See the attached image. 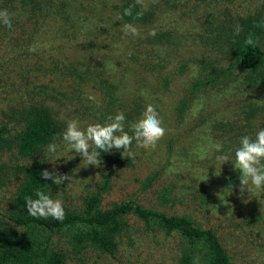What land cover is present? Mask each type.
<instances>
[{"label": "rangeland", "instance_id": "rangeland-1", "mask_svg": "<svg viewBox=\"0 0 264 264\" xmlns=\"http://www.w3.org/2000/svg\"><path fill=\"white\" fill-rule=\"evenodd\" d=\"M78 1L83 4L85 20L72 28L62 30L53 26L45 30H29L24 42L17 47L15 37L23 36L20 29L14 28L12 36H4L0 40V113L2 109L7 111V105L18 99L17 94H13L23 88L21 81L24 79L30 82L29 87L34 90H82V99L88 106L87 109L78 107L77 103L76 109L68 114L69 131L65 145L58 147L59 151L52 161L54 168L63 171L58 175L59 196L41 207V210L47 213L51 210H63L66 206L80 207L86 194L95 190L102 182L103 177L97 169L101 168L104 173L107 170L108 173L109 167L97 157L88 155L90 149L94 152L98 145L96 123H100V112H105L101 106L104 101L100 86L106 84L105 79H111L120 88L129 83L127 87L135 91L143 88L151 95V99L147 98L150 103L147 105L144 122L148 126L145 131L143 129L146 141L143 142L142 149L135 148L133 166H125L121 164L122 161L111 175L112 186L103 194L102 208L108 207L113 201L134 199L168 213L188 215L199 225L212 228L219 236L227 239L226 248L234 262L264 264L262 163L251 157L250 165L235 167L233 178L228 177L223 186L218 187L213 183L210 189H219L217 197L212 201L206 200L208 195H193V186H200L201 178L218 184L216 176L212 175L217 172H212L211 167L213 166V171L228 167L233 156L235 149L232 145L237 144L235 140L238 136L234 134L232 137H236L226 142L225 139L231 137L232 132L224 131L222 123L229 121L236 124V127L247 124L248 120L254 126L264 129V109L252 119H249L247 110L248 106L251 107L257 101L264 103V87H256L257 85L250 83L233 86V81L229 83V79L237 78L234 82L239 80L243 73L233 63L228 65L229 57L219 64L212 61L218 58H212L213 54L198 42L195 34L202 29L200 23L204 20V13L203 8H196L195 0H184L182 3L176 0H142L154 4L155 11L158 12L145 25L130 23L121 16V6L136 0H105V6L103 0ZM87 9H91L92 16H88ZM91 19L93 23L90 24L88 21ZM163 29L173 30L181 39L174 50L175 54L164 62L151 58L147 60L137 41L141 44L143 33ZM132 43L133 48L130 47ZM15 50L24 51L25 55L27 53L30 56L26 58L28 62H20L19 57L16 63H6L5 60L9 61ZM40 54L48 57L45 61L48 63L43 67L36 62L37 58H42L38 57ZM200 57L204 58L200 61L202 66L198 63ZM186 61L192 66L189 72L186 70V74H182L181 67L185 66ZM46 65L57 80V83L54 80L52 84L54 88L46 85L49 84L47 78L40 77L47 74L44 70ZM128 74L129 77L126 78ZM113 75L115 76L110 78ZM197 78H212V83L203 88L207 95L200 94L203 89L196 93L190 108L178 120L173 109L179 99L187 95L190 84ZM123 83L125 85L121 87ZM34 96L40 99L44 95L37 92ZM126 97L129 99V96ZM192 136L197 140V145H200V155L197 158L196 154L182 150L183 142H189ZM215 136L217 143L215 148H211L210 141L213 142ZM168 141L177 145V149L168 148ZM224 144L229 149L227 147L221 154ZM248 150L247 148L245 152ZM9 156L6 154L4 157ZM88 164L91 167H86ZM153 173H159L157 180L144 187L145 177ZM194 176H197V180ZM63 181L64 187L61 186ZM171 184L176 185L173 191L177 197L171 193L169 200H161L159 193ZM8 195V191L0 190V200ZM0 204L5 202L0 201ZM131 237H121L115 257L94 248L75 252L68 237L60 234L53 236V244L60 245L65 250L66 264H178L180 240L176 233L167 236L161 232L137 233ZM238 239L241 243L236 247Z\"/></svg>", "mask_w": 264, "mask_h": 264}, {"label": "trees", "instance_id": "trees-1", "mask_svg": "<svg viewBox=\"0 0 264 264\" xmlns=\"http://www.w3.org/2000/svg\"><path fill=\"white\" fill-rule=\"evenodd\" d=\"M176 1L182 3L184 0ZM195 1L200 5L195 4L196 8H203L204 13V20L200 23L202 29L197 30L195 34L198 42L202 48L213 54L212 58H218L212 61L219 64L229 57L228 65L233 63L243 73L239 80L234 82L237 78L229 79V83L233 81V86L250 83L257 85L256 87H264V0ZM102 3L106 5L105 0ZM82 8L83 4L78 0H0V40L4 36H12L14 28L23 32L22 37H15L16 47L24 42L23 39L29 30H45L53 26L56 29H70L85 20ZM155 10L154 4L142 0L131 1L129 5L125 3L120 8L123 19L126 18L130 23L137 22L139 25L150 23L152 18L158 15ZM87 12L88 16H92L91 9H87ZM88 22L91 24L93 20ZM187 35L190 36L189 33ZM141 39V44L137 41V45L143 57L163 62L175 54L174 50L181 40L173 30L165 29L143 33ZM133 44L130 45L131 48ZM19 57L20 62L26 63V58L30 56L27 53L25 55L24 51L15 50L9 61L5 62L11 65L16 63ZM38 57H42L36 60L41 64L40 67L48 63H45L46 58L48 59L46 55L40 54ZM199 59L198 63L202 66L200 61L204 58ZM191 66L189 62L185 63V66L182 65V74H186V70L189 72ZM44 70L47 74L40 77L47 78L49 84L46 85L54 88V74L48 71L50 69L47 65ZM211 80L212 78H197L192 81L187 95L182 96L173 109L178 120L184 117L183 112L190 108L193 96L211 84ZM104 82L106 84H101L100 89L104 101L101 106L105 112H100V123H96L98 145L94 152L90 149L88 155L97 157L109 167V171L104 173L101 168L97 169L103 180L95 190L86 194L80 207L66 206L63 210H51L47 213L41 210V207L59 196L58 175L63 171L54 168L52 161L56 158L58 147L65 145L69 131L68 114L76 109L77 103L78 107L88 108L82 99V90H34L29 87L30 82L24 79L21 81L23 88L13 94H17L18 99L15 103L7 105V111L1 110L0 190L8 191L9 195L0 200L5 202L0 204V264H66L65 250L60 245L53 244L55 234L68 237L75 252L94 248L115 257L122 236L131 239L132 234L156 232L166 236L176 233L179 236L178 264H246L234 262L230 258L226 248L227 239L219 236L212 228L199 225L188 215L168 213L134 199L113 201L108 207L102 208L103 194L112 186L111 175L121 164L133 166L135 148L142 149L144 146L143 142L146 140L143 137V129L145 131L148 126L144 122L147 105L150 103L147 98L151 99V95L143 88L135 91L127 87L129 83L126 86L121 84V87H124L120 88V85L111 79H105ZM204 91L203 89L200 94L207 95ZM37 92H42L44 96L36 98L34 95ZM126 96H129V99ZM263 109L264 103L261 100L251 107L248 106L249 119L260 114ZM222 124L224 131L232 132L231 137L225 139L226 142L232 141L237 135V144L232 145L235 151L228 167L213 171L210 163L211 171L217 172L211 174L216 176L218 184L201 178L200 186H193V195H208L207 201L217 197L218 187L223 186L228 177L233 178L235 167L249 166L251 157L264 165L262 127H256L248 120L247 124L236 127V124L229 121ZM234 134L236 135L232 137ZM216 138L217 136L212 139L213 142L210 141L211 148H215ZM197 143L192 136L189 142H183L182 150L196 154L197 158L200 155V145ZM222 146L221 154L227 147L229 149L227 144ZM167 147L177 149V145L169 141ZM247 148L249 150L246 153ZM6 154L10 155L9 158L4 157ZM88 165L86 167H91ZM226 169H232V172ZM158 175L159 173L147 175L143 186L152 185ZM194 179L197 180V176H194ZM213 183L218 185L216 190L210 189ZM61 186H65L64 181ZM175 186H165L159 193L161 200H169L171 193L177 197L173 191ZM240 243L238 239L235 246Z\"/></svg>", "mask_w": 264, "mask_h": 264}]
</instances>
